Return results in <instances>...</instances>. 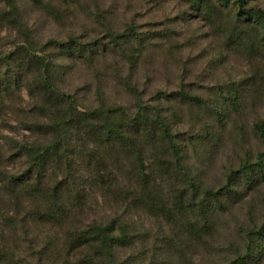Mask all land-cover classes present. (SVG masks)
Wrapping results in <instances>:
<instances>
[{
    "label": "rangeland",
    "instance_id": "374dc122",
    "mask_svg": "<svg viewBox=\"0 0 264 264\" xmlns=\"http://www.w3.org/2000/svg\"><path fill=\"white\" fill-rule=\"evenodd\" d=\"M14 2L18 24L6 21L13 18L11 9L0 0L2 80L11 74L6 59L29 48L51 60L57 86L80 107L122 106L128 117L145 107L171 121L182 150L183 160L169 151L162 155L173 168L170 176L153 175L169 215L108 198L91 203L83 223L115 219L135 234L133 243L97 264H264V236L252 234L264 224V181L251 186L240 174L263 152L253 126L264 121V47L255 23L239 15L234 0ZM258 9L264 10V0L246 1L244 11ZM111 34L128 39L115 45ZM71 41L89 45L92 59L73 53ZM11 92L0 94V126L8 130L17 110L31 101L22 87ZM0 137L19 138L5 129ZM205 189L222 203L208 219L196 204ZM18 249V264H62L54 257L40 261L32 248Z\"/></svg>",
    "mask_w": 264,
    "mask_h": 264
},
{
    "label": "trees",
    "instance_id": "16d2710c",
    "mask_svg": "<svg viewBox=\"0 0 264 264\" xmlns=\"http://www.w3.org/2000/svg\"><path fill=\"white\" fill-rule=\"evenodd\" d=\"M246 1L233 3L241 17L255 23L257 40L264 47V10L244 11ZM5 2L13 17L6 21L18 24L14 0ZM130 36L137 39L133 32ZM109 39L116 45L128 37L111 34ZM71 42L73 53L92 59L89 45ZM28 44L32 47L29 40ZM5 63L11 74L0 78V94L11 95L22 87L31 101L17 110L12 130L0 126V133L5 129L19 137H0V264H18L16 253L22 246L39 251L40 261L54 257L62 264H97L99 257L111 258L115 248L133 243L135 234L115 219L83 223L81 218L98 199L108 198L123 207L130 203L149 214L171 213L153 176L155 171L170 176L173 168L162 156L166 151L183 160L171 121L142 106L134 117L126 116L122 106L80 107L75 96L57 86L51 60L29 48L15 52ZM253 130L263 152L240 172L251 186L264 181V121L255 123ZM202 196L197 212L208 219L222 203L210 189ZM262 231L264 224L252 234L264 236Z\"/></svg>",
    "mask_w": 264,
    "mask_h": 264
}]
</instances>
